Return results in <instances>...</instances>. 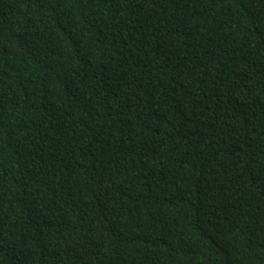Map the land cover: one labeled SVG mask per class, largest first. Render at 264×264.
<instances>
[{"label": "trees", "instance_id": "1", "mask_svg": "<svg viewBox=\"0 0 264 264\" xmlns=\"http://www.w3.org/2000/svg\"><path fill=\"white\" fill-rule=\"evenodd\" d=\"M0 264H264V0H0Z\"/></svg>", "mask_w": 264, "mask_h": 264}]
</instances>
